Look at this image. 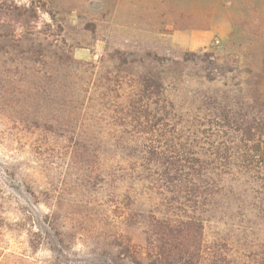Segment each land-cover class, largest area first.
<instances>
[{
	"label": "rangeland",
	"instance_id": "1",
	"mask_svg": "<svg viewBox=\"0 0 264 264\" xmlns=\"http://www.w3.org/2000/svg\"><path fill=\"white\" fill-rule=\"evenodd\" d=\"M53 51L59 52L54 65ZM51 66L62 76L72 68L71 88L63 87V77L54 78L57 85L35 80L38 73L49 78ZM85 68L112 71L116 101L133 93L136 78L126 70L158 81L166 98L162 114L170 117L164 133L185 144L200 128L207 144L209 129L223 126L215 119L218 106L240 96L238 105L229 106L253 116L252 90L259 81L264 100V0H0V215L20 224L21 203L38 219L51 214L67 246L65 264H103L102 247L117 226L129 225L109 224L114 203L105 174L114 127L110 108L117 107L93 95L81 104L78 89L90 77ZM85 128L96 131L90 140ZM88 146L94 151L80 158L76 150ZM98 162L105 164L103 176ZM12 165L48 188L50 209L26 205L27 195L6 169ZM255 178L229 176L217 203L209 208L201 201L203 254L213 248L211 254L240 264L264 257V224H252L264 208V180ZM134 225L145 243L149 224ZM7 240L9 251L31 256L30 264H45L50 256L30 252L17 231Z\"/></svg>",
	"mask_w": 264,
	"mask_h": 264
},
{
	"label": "trees",
	"instance_id": "2",
	"mask_svg": "<svg viewBox=\"0 0 264 264\" xmlns=\"http://www.w3.org/2000/svg\"><path fill=\"white\" fill-rule=\"evenodd\" d=\"M53 53L55 60L52 65L59 58L58 51ZM49 69V78H42L39 73L33 77L44 85H57L54 78L63 77L66 81L63 87H72L68 84L74 75L72 68H66L69 71L64 76L54 66ZM91 70L85 68L83 71L85 74L90 73V77L84 78L78 89L81 92V104L85 103L89 95H93L102 101L109 98L107 103L117 107V110L110 108V113L114 114L111 116L114 127L110 134V162L105 174L114 203L109 224H129L127 230L117 226L106 247H102L103 264H240V261L219 258L215 252L211 254L213 248L203 254V226L200 225L203 224V213L200 207L204 205L202 200L205 206L211 208L223 197L221 182L224 183L229 176L237 174L244 179L256 177L258 180L261 177L264 180L262 82L253 85L252 101L257 109L253 116L247 111H233L229 105H238L241 97H232L228 106H218L220 108L215 119L222 121L223 126L209 129L208 133H212L208 135L207 144L202 143L204 132L199 128L192 131L194 138L191 141L188 139L185 144L178 142V145L174 135L167 131L164 133L163 121L170 117L168 113L163 117L166 98L163 99L158 92V81L154 82L136 70H126L136 78L133 93L127 100L121 98L116 101L110 91L112 71L108 68H100L97 72H94L95 68ZM120 73H125V70ZM123 85L119 86L120 93L124 91ZM154 90L156 92H152ZM157 95L160 98L156 99ZM91 101V106L94 104L96 107L97 101ZM85 129L87 132L84 135L90 140L96 131L93 132V128ZM226 129H229L228 133L224 132ZM97 134L102 138L105 135L103 130ZM200 143L206 148H200ZM76 151L83 159L88 158V152L94 149L88 146ZM104 165L102 162L96 165L100 176L104 175ZM6 169L11 171V178L18 182L27 195V206L50 209L49 201L52 198L49 190L34 174L16 165ZM187 174L188 178H184ZM200 190L204 191L203 194L197 193ZM21 205L22 208L18 209L20 224H12L0 215V264H30V255L9 251L7 233L12 231L25 235L26 247L30 252H49L45 264H65L61 259L68 253L67 246L59 238V233H55L57 219L51 214L38 219L34 211ZM188 210H192V216L187 215ZM263 210L253 217L255 221L252 224H264ZM134 224H149L145 243L137 238L140 234L136 232L140 225L136 227ZM133 229L134 232L129 233ZM243 235L244 240L248 241L245 232ZM245 246L249 247V243ZM254 261L250 264H264V257L258 256Z\"/></svg>",
	"mask_w": 264,
	"mask_h": 264
}]
</instances>
